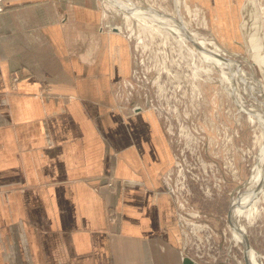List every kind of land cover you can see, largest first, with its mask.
<instances>
[{
	"label": "crops",
	"instance_id": "crops-1",
	"mask_svg": "<svg viewBox=\"0 0 264 264\" xmlns=\"http://www.w3.org/2000/svg\"><path fill=\"white\" fill-rule=\"evenodd\" d=\"M3 2L0 264L197 260L163 181L167 135L129 102L128 38L95 0ZM241 12L264 84V25L254 5Z\"/></svg>",
	"mask_w": 264,
	"mask_h": 264
},
{
	"label": "rangeland",
	"instance_id": "rangeland-1",
	"mask_svg": "<svg viewBox=\"0 0 264 264\" xmlns=\"http://www.w3.org/2000/svg\"><path fill=\"white\" fill-rule=\"evenodd\" d=\"M133 1L176 14L175 0ZM95 2L103 21L111 28L119 26L129 40L132 67L125 86H129V102L135 104L131 108L153 110L167 135L172 162L163 181L174 190L175 195L171 194L178 202L187 251L201 264H247L243 239L235 240L234 225L239 223L233 219L232 225L228 215L240 190H251L248 183L257 161L259 128L239 110L220 69L198 56L192 62L189 51L166 31L143 26L107 0ZM181 3L179 16L188 28L225 49L224 56L239 62L251 85L259 86L258 80L264 87L258 62L243 48L241 32V9L246 3L255 6L257 22L264 25V0ZM242 81L237 84L241 99L250 107L254 95ZM258 204L254 216L242 217L240 223L246 227L257 263L264 264V190Z\"/></svg>",
	"mask_w": 264,
	"mask_h": 264
},
{
	"label": "bare ground",
	"instance_id": "bare-ground-1",
	"mask_svg": "<svg viewBox=\"0 0 264 264\" xmlns=\"http://www.w3.org/2000/svg\"><path fill=\"white\" fill-rule=\"evenodd\" d=\"M107 1L109 4L118 7L120 10L127 11V17L136 19L143 26L149 27L153 31L158 30L159 32L163 31V33L166 31L168 35H172L177 39L178 44H180L181 47H184L189 51L192 62L195 63V59H197L198 56L202 59V62L205 61L213 68L217 67L220 69L223 78L226 79V82L229 85L231 94L236 99L239 110L247 115L251 123L259 128L260 134L256 137L258 149L257 152H255L257 155V161L255 164V169L253 170V175L251 176L250 182L248 183V185L251 186V190H240L238 196L232 199L233 206L231 205L230 209L232 225H234L233 219L236 224L237 221L239 223V227L234 225V228L237 232V235L235 234V240L238 241L239 239H243L242 242L245 243L246 233L244 231L246 230V227L244 224L240 223V221L242 217L252 218L254 216L253 214H255V212L258 210V203L262 199L264 190V87L262 83L258 84L259 81L255 79L257 81V85L259 86L255 87L251 85L248 74L240 69L241 65L239 62L238 64H235L231 59L224 56V54H226L225 49L221 48L216 42H209L206 38L199 36L197 31L188 28L186 21L181 15L179 16L180 5L182 4L181 0H175L176 14L168 13L157 8L153 9L151 6L144 7L137 5L133 0ZM114 28H117V30H114ZM112 29L114 31L121 30L119 26L114 25L112 26ZM191 41L193 44H195L194 46H190ZM240 80H243L242 82L244 86L247 83L246 90H250V92L254 95L253 102H255V104L252 102L250 107H246V104L241 99L242 92H240V88H238L239 86L237 85ZM258 87L260 88V95L262 99L257 97V95H259L257 89ZM245 93L247 92L245 91ZM247 255L250 263V259H252L253 264H259L255 259L257 256H255L256 254H254L250 245Z\"/></svg>",
	"mask_w": 264,
	"mask_h": 264
},
{
	"label": "water",
	"instance_id": "water-1",
	"mask_svg": "<svg viewBox=\"0 0 264 264\" xmlns=\"http://www.w3.org/2000/svg\"><path fill=\"white\" fill-rule=\"evenodd\" d=\"M114 30H117V28H114ZM228 218H229V221L231 222V215H230V212H229V215H228ZM245 243H244V246H245V260H246V263L247 264H251L248 260V255H247V251L249 250V242H248V237L247 235L245 234ZM183 263L184 264H201L200 262L194 260L193 258H191L190 256L188 255H185L184 259H183Z\"/></svg>",
	"mask_w": 264,
	"mask_h": 264
},
{
	"label": "built area",
	"instance_id": "built-area-1",
	"mask_svg": "<svg viewBox=\"0 0 264 264\" xmlns=\"http://www.w3.org/2000/svg\"><path fill=\"white\" fill-rule=\"evenodd\" d=\"M4 10H5L4 2H3V0H0V13L3 12ZM134 108H135V107H134ZM167 190H168L169 193H173V192H174V190H173L172 187L169 188V189H167ZM175 192H176V191H175ZM173 195H175V193H173ZM229 212H230V210H229Z\"/></svg>",
	"mask_w": 264,
	"mask_h": 264
}]
</instances>
